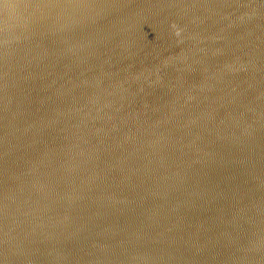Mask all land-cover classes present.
Instances as JSON below:
<instances>
[{
  "label": "water",
  "instance_id": "obj_1",
  "mask_svg": "<svg viewBox=\"0 0 264 264\" xmlns=\"http://www.w3.org/2000/svg\"><path fill=\"white\" fill-rule=\"evenodd\" d=\"M0 264H264V0H0Z\"/></svg>",
  "mask_w": 264,
  "mask_h": 264
}]
</instances>
